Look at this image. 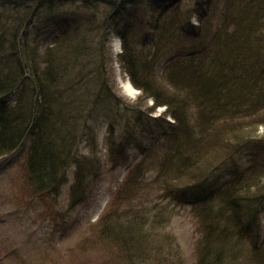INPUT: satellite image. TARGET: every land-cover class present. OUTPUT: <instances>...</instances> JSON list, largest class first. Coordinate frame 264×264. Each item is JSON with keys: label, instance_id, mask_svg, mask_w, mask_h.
Segmentation results:
<instances>
[{"label": "trees", "instance_id": "16d2710c", "mask_svg": "<svg viewBox=\"0 0 264 264\" xmlns=\"http://www.w3.org/2000/svg\"><path fill=\"white\" fill-rule=\"evenodd\" d=\"M70 5L76 6L73 23L66 19ZM215 5L0 0V157L31 134L26 169L32 191L57 190L73 169L77 204L88 199L106 163L113 169L129 163L127 147L144 154L126 184L124 209L102 217L94 232L99 243L108 237L118 244L117 263L162 264L151 248L169 221L164 202L172 200L205 205L197 264H236L240 258L264 264V162L245 170L239 164L244 156L264 152V140L256 138L264 122V0ZM41 14L62 23L51 44L40 42L44 30L32 33ZM126 15L118 28L117 20ZM113 31L122 42L117 57L107 48ZM116 61L142 92L136 105H127L114 91V77L103 75ZM147 99L154 103L144 109ZM160 107L165 111L156 116ZM103 119L107 161L95 152ZM155 128L163 134L156 151L141 140ZM82 143L89 154H81ZM152 157L157 171L149 176L146 162ZM224 176L235 182L218 187ZM215 198L220 205L212 207ZM166 264H184L179 248Z\"/></svg>", "mask_w": 264, "mask_h": 264}, {"label": "rangeland", "instance_id": "374dc122", "mask_svg": "<svg viewBox=\"0 0 264 264\" xmlns=\"http://www.w3.org/2000/svg\"><path fill=\"white\" fill-rule=\"evenodd\" d=\"M223 3L224 0H215V6L218 8ZM67 8L66 19L73 23L75 18L73 12L76 6L70 5ZM127 19L128 15L119 18L116 22L117 27H122ZM194 20V24H198L196 17ZM61 25L62 23H57L55 19L51 20L50 17L41 14L34 24L32 33L37 35L44 30L41 35L39 34L40 42H43L42 45L51 44L61 33L59 27ZM109 38L107 48L117 57L122 52V43L119 44L120 38L115 31L110 33ZM103 75L106 78L114 77V91L127 105L138 103L142 92L135 88L136 93L130 95L126 91L123 83L130 78L119 62L113 63V70L108 69ZM153 103V99H147L143 100L141 105L146 109ZM12 106L14 107L15 103H11L10 107ZM164 111L165 108L160 107L155 115L159 116ZM262 116H264V111L260 114V117ZM168 119L173 121L171 117ZM107 124L108 122L103 119L98 128L99 145L95 150L96 153L100 150L99 155L106 161L108 148L105 139L108 135V127L105 125ZM153 130L144 132L141 140L145 148L156 151L159 146L155 143L159 142L158 139L160 136L162 138L163 134L158 128ZM256 138L264 140V122L260 123ZM31 139V134L27 135L15 151L0 157V264H120L116 262V256L119 254L118 244L110 242L108 237H105L103 243H99L95 240L94 232L102 217L109 213H121L124 209L126 184L130 182L133 169L144 156L141 149L131 146L126 148V155L129 158L126 166L113 169L111 164L106 163L99 178L92 183L88 199L74 204L72 200V186L75 183L73 169L68 172L66 183L57 190L44 194H35L32 191L26 169ZM85 144L80 145L81 154L91 152ZM156 160V157H152L150 162H146V167H150L149 176L156 174L157 166L154 165ZM260 161L264 162L263 151L244 156L239 164L241 170H245ZM216 182L218 187L221 184L222 188H227L235 180L231 176H224ZM121 190L124 191L121 193ZM119 192L123 197L119 198ZM148 195L151 198L155 192ZM106 199L107 204L100 212L102 202ZM137 204L141 205V202L137 201ZM219 205L218 198L211 201L212 207ZM163 206H166L169 211L165 217V220L168 218L169 221L160 235L155 237L153 249L151 248L152 256L157 258L160 255L162 264H166L176 248H179L184 264H197L199 262V242L203 236L199 213L205 205L201 202L182 204L166 200ZM260 234L261 238H264V214L261 217ZM171 236L175 238L172 242ZM244 246L245 251L250 248V244ZM246 261V258H240L236 264H246Z\"/></svg>", "mask_w": 264, "mask_h": 264}, {"label": "bare ground", "instance_id": "6f19581e", "mask_svg": "<svg viewBox=\"0 0 264 264\" xmlns=\"http://www.w3.org/2000/svg\"><path fill=\"white\" fill-rule=\"evenodd\" d=\"M117 43H118V42H117ZM117 45H119V44H117ZM123 86L125 87L126 91H127L130 95H134V94L136 93L135 87H134V85L132 84V82H131L130 80L124 82V83H123ZM106 204H107V199L104 200V201L102 202V205H101V207H100V212L103 211V209L105 208Z\"/></svg>", "mask_w": 264, "mask_h": 264}, {"label": "water", "instance_id": "95a60500", "mask_svg": "<svg viewBox=\"0 0 264 264\" xmlns=\"http://www.w3.org/2000/svg\"><path fill=\"white\" fill-rule=\"evenodd\" d=\"M126 1H129V0H126ZM120 44H121V42H120Z\"/></svg>", "mask_w": 264, "mask_h": 264}]
</instances>
